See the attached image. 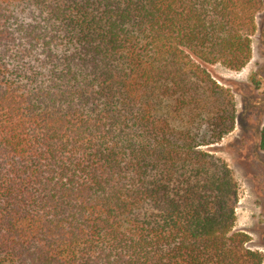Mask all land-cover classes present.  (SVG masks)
Wrapping results in <instances>:
<instances>
[{
  "label": "trees",
  "instance_id": "trees-1",
  "mask_svg": "<svg viewBox=\"0 0 264 264\" xmlns=\"http://www.w3.org/2000/svg\"><path fill=\"white\" fill-rule=\"evenodd\" d=\"M262 4L0 0V264H264L202 149L237 122L206 66L248 65Z\"/></svg>",
  "mask_w": 264,
  "mask_h": 264
},
{
  "label": "rangeland",
  "instance_id": "rangeland-1",
  "mask_svg": "<svg viewBox=\"0 0 264 264\" xmlns=\"http://www.w3.org/2000/svg\"><path fill=\"white\" fill-rule=\"evenodd\" d=\"M252 37L253 57L235 71L217 63L207 65L215 80L233 91L236 99L235 129L215 144L203 146L224 159L238 182L239 201L234 229L251 236L249 247L264 254V152L259 148L264 125V0ZM259 81L257 87L251 76Z\"/></svg>",
  "mask_w": 264,
  "mask_h": 264
}]
</instances>
